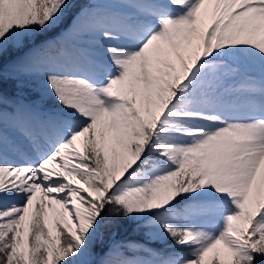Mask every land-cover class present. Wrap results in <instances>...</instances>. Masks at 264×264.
Instances as JSON below:
<instances>
[{
	"label": "snow or ice",
	"instance_id": "obj_1",
	"mask_svg": "<svg viewBox=\"0 0 264 264\" xmlns=\"http://www.w3.org/2000/svg\"><path fill=\"white\" fill-rule=\"evenodd\" d=\"M0 264H264V0H0Z\"/></svg>",
	"mask_w": 264,
	"mask_h": 264
},
{
	"label": "rangeland",
	"instance_id": "obj_2",
	"mask_svg": "<svg viewBox=\"0 0 264 264\" xmlns=\"http://www.w3.org/2000/svg\"><path fill=\"white\" fill-rule=\"evenodd\" d=\"M10 87V86H9Z\"/></svg>",
	"mask_w": 264,
	"mask_h": 264
}]
</instances>
